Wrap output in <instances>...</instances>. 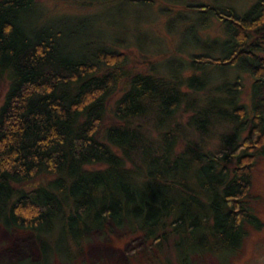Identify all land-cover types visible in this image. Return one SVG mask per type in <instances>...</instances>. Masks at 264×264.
<instances>
[{
    "label": "trees",
    "instance_id": "16d2710c",
    "mask_svg": "<svg viewBox=\"0 0 264 264\" xmlns=\"http://www.w3.org/2000/svg\"><path fill=\"white\" fill-rule=\"evenodd\" d=\"M36 3L0 0V75L7 70L10 76L0 105V223L32 233L39 260L46 255L41 243L57 234L78 246L77 257L94 230L139 236L153 261L170 264L172 258L186 264L185 255L199 253L184 250L186 241L195 244L197 229L199 240L211 236L237 248L248 224H261L246 195L253 163L264 153V55L258 52L264 0L242 12L226 2H188L201 18L192 31L204 29L210 15L225 26L223 52L213 57L207 45L194 55L184 79L187 94L165 73L127 75L108 122L107 94L126 52L92 37L73 45L79 18L73 27L56 24ZM238 61L253 76L249 117L237 96L228 100L222 92L231 89L214 85L207 72ZM197 92L203 100L198 105ZM193 94L188 106L186 96ZM181 102L188 110L184 124L172 122ZM148 110L158 114L150 118ZM216 121L231 122L233 130H222L216 144H208ZM38 177L43 180L27 184Z\"/></svg>",
    "mask_w": 264,
    "mask_h": 264
},
{
    "label": "rangeland",
    "instance_id": "374dc122",
    "mask_svg": "<svg viewBox=\"0 0 264 264\" xmlns=\"http://www.w3.org/2000/svg\"><path fill=\"white\" fill-rule=\"evenodd\" d=\"M194 1L197 0H182L175 3L169 0H154L152 3L145 4L123 0L100 2L94 0H37L36 8L39 12L49 13L48 17L56 24H68V27H73L75 19L79 18L74 27L75 36H70L71 43L75 46H78L81 40L92 37L105 44L109 43L113 47L116 45L117 48L126 52L125 63L120 67V73L118 72L117 79L107 94L109 99L106 105L105 122H108L113 111L114 99L120 93L121 88L128 85L127 75L145 71L165 73L170 76L169 79L180 80L183 84L180 87L186 90L187 94L189 90L185 87L184 79L190 71H193L191 63L195 58L194 55L208 47L213 57H219L223 52L222 43L227 38V34L221 21L210 15L204 29L197 27V30H191V25L197 24L201 19L197 11L187 6L188 2ZM202 1L231 3L242 12L254 0ZM262 31L264 33V27ZM195 39H200V42L198 43V40L195 42ZM262 49L258 52L264 55V39ZM105 67L103 66V69ZM6 71L0 75V105L4 101L10 80L9 73ZM207 72L214 85L229 87L230 92L222 91L224 95L228 100L237 96L238 103L244 104L248 117L251 116L254 90L253 76L249 71L238 61L223 69L212 65ZM197 73H200L199 69ZM234 81H239L242 87L238 88L237 84L233 85ZM210 85L212 83H209ZM195 94L196 105L201 104L203 100L200 94L198 92ZM262 95L264 97V86H262ZM193 96L194 94L191 97L186 96L188 99L185 103L188 106L192 104L190 99ZM186 113L188 110H185V105L181 102L175 109L172 122L184 124ZM157 114L158 112L148 110L147 116L151 118ZM247 127L243 129L241 135L247 132ZM182 129L183 133L188 132L190 136L198 140V135L192 129L183 126ZM222 130L232 131L233 124L231 122L228 125L220 124L216 121L208 136V144H216L217 135ZM251 179L246 202L260 218L261 224L256 227L255 224L249 223L247 232L242 238L243 241L237 248L227 246L211 236H207L206 241L199 240L202 230L197 229L192 235L197 238L195 244L192 245L185 240L186 244L183 245L184 250L195 249V251L199 250V253L194 254L190 251V254L185 255L186 264H264V153L258 155L253 163ZM41 180L43 179L38 177L27 184L34 185ZM48 241L49 243L40 242L46 250V255L39 260V242L32 233L10 231L0 223V264H32L31 262H36V260L37 264H145L146 262V264H170L165 260L156 262L154 259L153 261L151 255L146 253V243L139 236H123L118 230L114 231L113 236L102 234L100 230L88 232L83 245L84 249L78 253L77 257L75 254H77L78 246L70 242V239L59 237L57 234L52 242ZM167 242L170 245L171 240ZM171 247L170 245V249ZM51 251L56 252L55 256L60 254L65 258L60 256L53 258ZM156 253L155 251L154 254ZM162 257L165 259V255ZM171 264H182V261L172 258Z\"/></svg>",
    "mask_w": 264,
    "mask_h": 264
}]
</instances>
